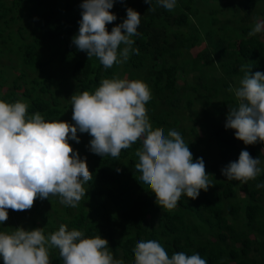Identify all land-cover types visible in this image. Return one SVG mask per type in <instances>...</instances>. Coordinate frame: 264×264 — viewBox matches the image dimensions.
Segmentation results:
<instances>
[{"label":"clouds","instance_id":"9594fccd","mask_svg":"<svg viewBox=\"0 0 264 264\" xmlns=\"http://www.w3.org/2000/svg\"><path fill=\"white\" fill-rule=\"evenodd\" d=\"M155 11L152 0H144ZM115 0H83L79 32L72 44L96 57L105 69L124 63L133 48L132 37L139 35L138 11L128 8L126 19L108 31L107 25L117 19L110 10ZM159 6L172 11L176 0H158ZM264 32V21L256 20L249 37ZM124 45L120 50V46ZM239 86H230L237 100L229 107L225 128L235 131V138L245 145L264 143V72L245 70ZM151 99L149 86L141 80L121 79L118 75L102 78L94 92H75L71 98L74 124L62 120H45L40 112L29 115L28 104L17 100H0V224L9 218L8 210H30L37 197H59L61 204L77 207L87 190L84 185L93 179L87 159L81 158L69 140L80 143L77 135L88 133L90 151L102 157L118 158L123 149L138 140L142 146L135 151V171L140 181L155 194L156 204L171 211L182 195L197 199L200 191H208L210 181L203 158L194 161L193 154L176 129L154 128L146 104ZM260 158L241 150L238 161L221 169L230 181L256 179L264 169ZM121 171V169H116ZM264 187V182L257 185ZM59 250L63 264H124L115 259L109 242L100 235L85 233L61 224L45 235L44 228L0 231V258L4 264H50L49 250ZM134 251V264H207L196 253L175 252L168 255L156 240L140 241Z\"/></svg>","mask_w":264,"mask_h":264},{"label":"trees","instance_id":"16d2710c","mask_svg":"<svg viewBox=\"0 0 264 264\" xmlns=\"http://www.w3.org/2000/svg\"><path fill=\"white\" fill-rule=\"evenodd\" d=\"M203 1L208 3L210 0ZM246 1H251L254 6L256 0ZM22 3L23 0H13L8 12L13 13L22 8ZM82 3L83 0L78 3H67L64 14H60L52 6L49 7L38 17L37 36L31 43L25 42L20 46L24 49L22 63L44 73L49 61L38 50L46 42L53 44L51 48H56L59 53L58 61L65 65L66 71L71 70L69 77L72 83L71 85L68 83V86L72 90L68 91L72 94L84 90L94 92L100 80L114 76L118 67V64H114L112 68L105 69L106 74L102 77L103 65L99 60L96 57L89 59L86 52L79 51L72 44L73 37L79 32ZM152 6L155 11H148L151 5L146 4L144 0H115L110 11L117 19L109 23L107 28L111 32L113 27L122 23L126 19L129 7L140 13L141 23L137 29L139 35L132 37L135 41L133 48H138L139 54L131 53L129 63L125 66L148 69L146 80H153V89L149 88L151 99L146 104L147 114L153 127L163 128L164 134L167 135L168 130L172 129L167 119L174 110L171 108L164 116L154 115L153 111L157 106L156 96L160 98L162 104H169L172 107L177 104V97L173 96L177 88L176 81L173 80L175 72L172 71L171 61L175 62L184 55L182 49H189L194 45L193 41L196 40L198 33L194 30V18L206 19L208 14L211 25H215L217 18L215 9L200 12L196 0H188L186 3L176 0V13L159 6L158 0H152ZM227 6L234 8L235 5L231 3ZM19 17L21 15L11 16L12 21H16ZM163 20L168 22L164 23ZM242 20L247 22L248 18L245 16ZM166 24L178 28L173 32L172 38L166 32L168 30ZM220 28L225 31L224 27ZM250 30L248 27L243 28V35L239 36L238 30L230 27L228 37L232 36L234 39L232 42L227 46H220L215 52L205 49L199 56L204 60V64L212 59L214 62H220L226 70V87L235 82L244 65L248 66L246 70L250 68L253 75L257 71L264 72L262 34L249 37ZM216 33L217 30L213 28L207 31L206 35L212 37ZM0 39L4 40L3 28L0 29ZM10 39L14 41L11 34ZM3 51L4 49H0L1 53ZM165 57L166 59L158 64V60ZM226 57L228 59L223 60ZM65 80L61 79L59 82L63 84ZM53 81L54 75L49 74L42 81L34 80V84L37 85L33 89L40 86L46 92ZM199 85L206 88L213 96L219 92L217 88H209L206 84L199 83ZM183 89L196 91V86L186 85ZM15 96H17L15 92H9L3 96V99L14 103ZM208 96L205 93L199 95L200 98L205 99V103L210 104L211 100ZM20 101L28 104L29 115L40 112L44 118L55 119L63 113L58 108V103L52 105L49 101L41 97H31L28 93H25ZM236 105V99H224L219 105V112H229V107ZM189 106H192L191 102ZM174 122L176 123V120ZM181 134L183 135L184 132ZM213 135L221 145L226 146L222 151L223 155L232 154L234 161H238L241 150H246L237 145L235 131L226 129L225 124L214 130ZM141 146L142 141L138 140L130 148L123 149L118 158L110 155L102 157L94 153L90 160H87L93 179L84 185L87 192L85 199L77 206L78 212L69 214L71 216L67 222L70 228L84 232L86 237L100 235L107 239L114 258L122 259L124 264H134L133 249L138 242L147 240L158 241L170 257L173 253L182 251L187 255L198 253L207 264H264V222L263 226L257 224L254 226L258 236L263 237L261 247L258 248L255 239L251 238L247 231L239 230L236 224H231L221 213L220 202L233 196L236 181L219 180L214 183L212 194L209 195L207 191L201 190L195 200L182 195L175 209L171 211L162 209L156 204L155 194L140 181L141 174L135 171V164L138 162L135 151ZM197 147V141L189 144L194 161L202 157L205 162L206 158ZM258 153L255 150L252 157H257ZM80 154L86 157L84 152ZM116 169L121 171L118 172ZM258 179H254L257 182L249 193V202L245 208L248 228L260 223L258 215L264 213L262 205L258 202L264 187H257L264 182V173ZM242 210L237 203H230L226 207L227 213L233 217L239 215ZM49 257L50 264H63L58 249L54 248V252L50 251Z\"/></svg>","mask_w":264,"mask_h":264},{"label":"rangeland","instance_id":"374dc122","mask_svg":"<svg viewBox=\"0 0 264 264\" xmlns=\"http://www.w3.org/2000/svg\"><path fill=\"white\" fill-rule=\"evenodd\" d=\"M12 1L13 0H0V29L3 28L4 37V40L0 39V49H4L2 53L0 52V100H4L3 96L9 92H15L17 95L14 97L15 101L21 100L25 93L30 94L31 97H41L49 101L52 105L58 103V108L63 112L58 118H45V120L52 121L60 119L74 124L70 102V98L73 94L68 91L71 89L68 83L70 85L72 83L69 77L71 75V70L69 69V72L66 71L64 68L65 65L58 61V50L56 48H51L53 44L47 42L40 47L38 52H41L43 57L45 56L49 61L47 69L42 73L22 63L24 49L20 46L25 42L31 43L37 36L38 31L36 28L38 25V17L41 13L47 11L49 7L52 6L58 10L60 14H64L67 3H78L82 0H23L22 8L13 13H9L8 8L11 6ZM180 2L186 3L188 0H180ZM196 3L200 12L215 9L217 21L215 25H211L209 20L210 16H208V14L206 15V19L199 20L194 18V30L198 31L196 40L193 41L194 45L189 47V49H182L184 55L175 62L171 61V63H173L172 71L175 72L173 80L176 81L175 87L177 88V92L173 94V96L177 97V104L174 107L169 104H162L160 98L156 96L157 106L153 114H161L164 116L165 113L172 108L174 112H172V115L167 119L172 125L171 128L176 129L180 133L184 132V134L181 135L187 145L192 141L198 142L197 149L206 158L205 168L206 173L209 174L208 179L210 181V187L207 192L210 195L214 192L213 185L215 182L227 180V178L222 175L221 169L230 162H234L232 154L223 155L222 151L226 146L221 145L213 135L214 130L226 123L228 114V112H219V105L224 99H236L234 93L228 91V89L230 86H239V81L242 79L244 72L240 71L236 76L235 82H232L229 87H226V70L220 65V62H214L212 59L204 64V60L199 56L205 49L215 52L220 46H227L232 42L234 40L232 36L230 35V37H228V34H230L228 29L230 27L238 30L239 36H242L243 28L248 27L251 29L256 20L264 21V0H256L254 6H252L251 1L246 0H210L208 3L203 0H196ZM231 3L235 5L234 8L227 6ZM176 8L175 6L172 11H168L176 13ZM13 14L16 16L21 15V17L16 21H12L11 16ZM245 16L248 18L247 22L242 20ZM8 20H10L9 24ZM165 22L168 21L165 20L164 23ZM166 25L168 29L166 32L168 36L172 38L173 32L178 28L169 26V24ZM220 27H224L225 31ZM213 28L217 30L216 35L208 37L206 32ZM10 34L14 41H11ZM261 34V40L264 42V32H261ZM233 36L235 35L233 34ZM123 47L124 45H121L120 50H122ZM166 57L160 58L158 64H161ZM227 59L226 57L223 60ZM127 63H129V58L126 62L119 63L115 75H118L121 79L141 80L145 82L150 89H153V80H146L148 69L146 67L134 69L130 66L127 68L125 66ZM150 64L151 63L148 65L150 66ZM243 67L246 70L248 66L244 65ZM49 74L54 75V81L47 91L44 92L40 86L34 90L33 87L37 85L34 84V80L42 81ZM105 74L106 72L103 66L101 76L104 77ZM112 77L113 76H110L108 78ZM61 79H66L63 84L59 82ZM199 80H201L199 83L206 84L209 88H217L219 90L218 94L213 96L211 92H207L206 88L199 85ZM186 85H195L196 91L191 89L184 90L183 86ZM203 93L209 95L208 97L211 100L210 104L205 103V99L199 97V95ZM190 102L192 106H189ZM174 120H176V123ZM77 135L80 138V143H76L74 140H69V143L74 150H78L79 154L80 152H84L86 154V159L90 160V157L94 154L89 148L92 137L88 133L78 132ZM237 145L245 148L251 156L252 153L257 150L259 152L258 156L253 158H260L261 164L259 166L264 169L263 143H257L246 147L247 145H245L243 141L237 139ZM80 156L84 158L81 154ZM262 173H264V171H262ZM258 177L257 180H259ZM257 180H249L246 183L236 181L233 196L220 203H222L221 213L231 224H236L239 230L243 229L244 232L247 231L250 237L255 239L256 247L259 248L263 242V237L258 236L254 230V226H256V224L257 226H263L264 213L258 215L260 223H255L251 228L247 226V218L245 215V208L249 202V193ZM259 198L258 202L264 209V190H262ZM84 199L85 196L82 200ZM230 203L240 204L243 210L239 215L233 217L231 214L227 213L226 207ZM77 209L78 207L61 204L59 197L50 196L49 199H40L37 197L30 210L14 211L9 209V218L3 224H0V231L11 232L14 228L20 226H23L26 230L44 228V233L47 236L58 230L61 224L66 225L69 230H72L67 221L71 216L69 214L77 213ZM50 251L54 252V248H51L49 252ZM257 256H259L258 252ZM0 264H4L2 258H0Z\"/></svg>","mask_w":264,"mask_h":264}]
</instances>
